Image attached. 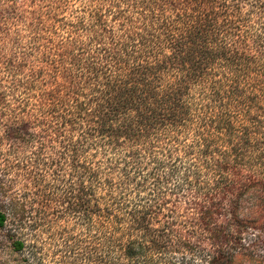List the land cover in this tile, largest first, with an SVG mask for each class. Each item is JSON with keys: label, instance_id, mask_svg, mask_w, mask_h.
<instances>
[{"label": "trees", "instance_id": "trees-1", "mask_svg": "<svg viewBox=\"0 0 264 264\" xmlns=\"http://www.w3.org/2000/svg\"><path fill=\"white\" fill-rule=\"evenodd\" d=\"M8 1L0 41L31 47L0 68L23 86L27 144L56 148L40 164L65 184H0L13 247L31 264L243 258L246 231L264 230V0H90L73 18L68 0Z\"/></svg>", "mask_w": 264, "mask_h": 264}, {"label": "rangeland", "instance_id": "rangeland-1", "mask_svg": "<svg viewBox=\"0 0 264 264\" xmlns=\"http://www.w3.org/2000/svg\"><path fill=\"white\" fill-rule=\"evenodd\" d=\"M17 2V14L30 9L24 0H18ZM89 2L90 0H68V6L64 9L63 15L73 18L83 8L87 7ZM9 3L8 0H0L1 10L6 9ZM46 4L51 3L46 2ZM5 20L3 29L11 27L7 19ZM18 27L21 30L23 29L24 32V25L19 24ZM3 40L1 38L0 53L8 57L12 55L21 58L23 53L21 46L31 47L28 44L29 37L19 45L13 43L12 40ZM14 78L12 72L8 69L0 68V184L3 186V193H23L29 184L27 173L31 172L33 175L40 174L51 180L54 179L58 189L62 194H65L64 173L58 178L57 173H55L58 168L48 170L41 165L43 160L49 162L51 167L55 168L58 159L56 148L50 145L38 159L35 152L39 144L36 142L32 147H29L26 138L23 136V127L28 123L29 119V106L27 105L21 82H19V79L14 81ZM34 126L33 132L37 135V140H43L40 134L41 126ZM3 193H0V207L5 209L9 204V198ZM12 235L10 226L0 227V264H31L27 261L29 257L28 251H17L13 247ZM200 238L207 240L208 236L203 235ZM244 238L243 258H240L236 264H264V230L248 229L244 234ZM56 250V247L47 246L39 251L42 254L53 255ZM44 258L46 259V264H53L49 257L44 256Z\"/></svg>", "mask_w": 264, "mask_h": 264}]
</instances>
